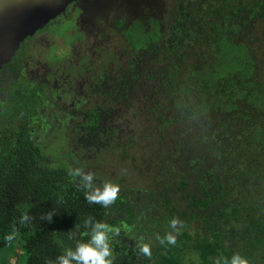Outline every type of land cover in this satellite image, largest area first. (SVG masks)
I'll list each match as a JSON object with an SVG mask.
<instances>
[{"label":"trees","instance_id":"trees-1","mask_svg":"<svg viewBox=\"0 0 264 264\" xmlns=\"http://www.w3.org/2000/svg\"><path fill=\"white\" fill-rule=\"evenodd\" d=\"M205 12L204 33L175 36L174 49L159 58L157 82L152 79L154 90L138 114L139 152L145 165H153L142 171L143 189L160 185L168 192L164 180L170 179L176 198L191 203L193 213L182 209L175 242L169 244L162 229L156 243L147 244V256L113 233V264H188L180 254L191 242L189 219L206 228L192 243L198 264L233 253L264 264V249L253 252V245H264V0L216 1ZM37 154L23 137L13 145L0 138V264L13 256L18 264H51L87 239L83 222L89 218L118 229L128 225L137 235L141 215L135 217L130 205L107 217L110 208L89 204L64 165ZM48 211L56 213L51 222L41 218ZM25 213L30 220L21 224ZM174 218L166 214V225ZM12 227L16 236L5 241ZM231 240L233 247L224 246Z\"/></svg>","mask_w":264,"mask_h":264},{"label":"flooded vegetation","instance_id":"flooded-vegetation-1","mask_svg":"<svg viewBox=\"0 0 264 264\" xmlns=\"http://www.w3.org/2000/svg\"><path fill=\"white\" fill-rule=\"evenodd\" d=\"M216 1L222 0H71L0 66V138L33 143L38 160L64 165L77 186L72 172L78 167L92 171L97 184L118 183L116 200L122 194L123 203L107 206V217L129 205L141 215L135 236L128 225H106L110 242L118 233L131 246L139 248L141 240L150 246L160 230L169 235L159 223L166 224V214L193 213L191 203L176 198L170 179L164 180L168 192L160 185L143 189L142 171L153 165L139 152L138 114L154 90L159 58L174 49L175 36L203 34L207 3ZM191 242L182 260L187 252L197 257Z\"/></svg>","mask_w":264,"mask_h":264},{"label":"clouds","instance_id":"clouds-1","mask_svg":"<svg viewBox=\"0 0 264 264\" xmlns=\"http://www.w3.org/2000/svg\"><path fill=\"white\" fill-rule=\"evenodd\" d=\"M81 189L85 191V199L89 204H99L102 207L111 205L120 192V185L111 180H103L97 184L96 177L92 171H86L84 168H75L72 172ZM56 215L55 211H48L42 215V219L51 222L52 217ZM30 217L27 213L20 217V223L28 222ZM85 229H87V239L79 241L74 248H67L62 254L56 256L51 264H113L110 237L107 226L91 218L84 220ZM170 227L175 228L177 221L170 220ZM16 228L11 230L3 237L5 241H12L16 236ZM165 239L169 244L175 242L172 235H166ZM139 251L145 256L150 254L149 246L143 244ZM214 264H249L246 257L240 253H233L230 257H220Z\"/></svg>","mask_w":264,"mask_h":264},{"label":"water","instance_id":"water-1","mask_svg":"<svg viewBox=\"0 0 264 264\" xmlns=\"http://www.w3.org/2000/svg\"><path fill=\"white\" fill-rule=\"evenodd\" d=\"M71 0H0V66L6 63L19 43Z\"/></svg>","mask_w":264,"mask_h":264},{"label":"rangeland","instance_id":"rangeland-1","mask_svg":"<svg viewBox=\"0 0 264 264\" xmlns=\"http://www.w3.org/2000/svg\"><path fill=\"white\" fill-rule=\"evenodd\" d=\"M142 137V136H141ZM144 143V138L142 137V144ZM125 166L126 165H130L129 166V169H132L133 167H134V164L133 163H130L129 162V159L127 158H125ZM129 172L131 173V171L129 170ZM128 177V181H131V174L129 175V176H127ZM144 182H145V180L143 181V185H144ZM139 186H142L141 184H138ZM194 189H197L195 186L193 187ZM182 203H184V202H182ZM159 223H160V225L162 226V227H165V228H167V230H168V234L169 235H172V236H174V237H176L177 235H179L180 234V232L182 231V223H183V221L181 220V219H177V224H176V226H175V228H172V227H167V225L166 224H163L162 223V221H159ZM163 224V225H162ZM201 227L203 228L202 230H201ZM185 230L187 231V232H189V235L191 236V240H193L194 239V237H195V234H197V233H199V232H201V234L200 235H202L203 233H205L206 232V228H205V226H204V224H202V222L201 221H199V220H192V219H189L188 220V223H187V226H186V228H185ZM209 233V235L210 236H212L213 234L209 231L208 232ZM237 240H239V237H237ZM150 242L152 243V244H154V240H150ZM156 242V241H155ZM190 242H188L187 243V245L189 244ZM191 244H192V242H191ZM224 245V244H223ZM226 245H231L232 247L235 245V243L231 240V242H226L225 243V245L224 246H226ZM254 246V248H253V252H255V253H257V254H259L260 253V250H262V249H264V245L263 246H259V245H253ZM256 257V256H255ZM258 258L259 257H256V258H254V261H257L258 260ZM183 261L184 262H186V263H188V264H198V259H197V257L194 255V253H190V252H187L186 253V256L185 257H183ZM8 263L9 264H18L17 263V257L16 256H13V257H11L10 259H9V261H8Z\"/></svg>","mask_w":264,"mask_h":264}]
</instances>
